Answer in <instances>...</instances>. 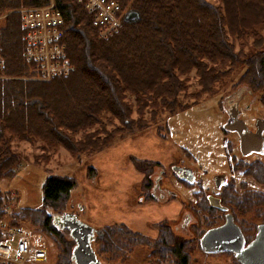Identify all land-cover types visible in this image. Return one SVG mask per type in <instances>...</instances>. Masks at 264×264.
<instances>
[{
	"label": "trees",
	"instance_id": "trees-1",
	"mask_svg": "<svg viewBox=\"0 0 264 264\" xmlns=\"http://www.w3.org/2000/svg\"><path fill=\"white\" fill-rule=\"evenodd\" d=\"M117 1L121 10H136L140 18L132 23L122 20L101 38L83 2L0 0V179L12 178L13 168L20 164V156L11 147L14 139L41 140L46 147L90 156L150 127L163 113L171 117L199 104L203 95L212 94L215 83L240 65L243 72L235 85L244 83L264 91L260 87L264 86V0ZM49 3L63 17L62 42L72 69L44 81L38 79L39 62L25 55L19 10ZM191 74L198 88L187 93ZM187 98L192 101L186 102ZM135 161L148 186L152 168L158 164ZM243 174L264 182L263 167L262 171L245 168ZM75 185L70 176L49 175L43 184L42 205L15 211L61 246L53 264H74L71 249L59 242L49 226V210L64 211ZM4 193L0 189V215ZM232 200L236 209L230 206L232 213L249 242L256 223L246 230L239 217L247 213L264 221V197L245 188ZM198 213L206 219L218 214L207 204ZM219 221H208V226ZM155 228L157 236L150 237L123 223L103 226L94 240L96 256L105 261L124 259L129 249L142 245L155 255L154 264L173 257L179 259L176 264H188V242L175 238L166 224ZM196 246L200 247L199 239Z\"/></svg>",
	"mask_w": 264,
	"mask_h": 264
},
{
	"label": "rangeland",
	"instance_id": "rangeland-1",
	"mask_svg": "<svg viewBox=\"0 0 264 264\" xmlns=\"http://www.w3.org/2000/svg\"><path fill=\"white\" fill-rule=\"evenodd\" d=\"M248 49L249 47H245V52ZM242 72L243 68L240 65L230 76L215 83L212 94L203 95L199 99V104L171 117L163 113L155 124H150V127L116 140L109 147L90 156L83 153L72 154L62 147H46L41 140L28 142L14 139L11 147L20 156L21 161L13 168L15 175L12 178L0 179V189L5 192L0 218L29 230L36 238L39 237L46 247L47 262L53 264L61 246L56 245L55 240H50L28 220L16 216L15 211L23 207L39 208L42 205L43 184L47 176L65 175L74 178L76 185L70 190L64 211L49 210L51 211L49 223L55 215L70 212L76 215L79 221L96 230L106 225L123 223L132 231L150 237L157 236L155 227L163 223L172 231L175 238L188 242L185 248L189 257L188 264H237L233 253L207 254L196 246L197 240L209 225V217L206 219V215L202 216L198 213L199 210L196 211L199 226L194 231L191 229L185 221L191 210L190 194L182 190L171 176L170 166L177 163L178 158L184 157L181 145L194 154L198 165L205 168L209 175L214 172V164L218 168L220 162L228 160L225 141L218 138L220 134L217 124L224 117L218 104L224 94L237 86L235 84ZM197 88L196 80L191 74L187 93ZM180 98H183L182 95ZM191 101V98L186 99V102ZM135 160L154 161L158 164L152 168L148 186L144 184L145 174L137 169ZM144 165L141 166L145 168ZM161 170L163 178L160 176ZM156 177L159 178L161 185L170 188L178 196L168 198L166 201L154 199L149 188ZM236 180L241 181L244 178L237 177ZM242 188L258 191L264 197V188L253 184H248L245 188L239 187L231 197L242 195L244 191ZM147 195L153 199L148 200ZM232 210L236 209L232 206ZM240 215L241 223L245 228L248 227L246 230L260 222L251 214ZM52 230L59 242L72 250L74 243L67 231L57 232L54 228ZM95 247L96 244L93 242V250ZM124 257L110 261L97 258L100 264H154L155 255L151 254L147 247L139 245L124 253ZM178 260L173 257L171 260L169 258L155 264H176Z\"/></svg>",
	"mask_w": 264,
	"mask_h": 264
},
{
	"label": "flooded vegetation",
	"instance_id": "flooded-vegetation-1",
	"mask_svg": "<svg viewBox=\"0 0 264 264\" xmlns=\"http://www.w3.org/2000/svg\"><path fill=\"white\" fill-rule=\"evenodd\" d=\"M260 87L264 86L260 85ZM218 105L220 112L224 114L223 120L217 124L220 134L218 138L220 141H225L229 155L228 160L220 162L218 168L214 164V172L209 175L204 170L205 168L198 165L194 154L181 145L185 158H178V162L170 166L171 176L182 190L184 189L190 194L191 210L185 221L188 222L193 231L199 226L196 211L206 208L207 204V206L218 212V214H211L212 218L209 215L208 221H219L220 218H222V221L205 228L202 235L208 229L222 225L225 222V216L231 214L234 223L240 228L244 236L243 227L235 219L230 207L233 205L231 194L237 192L239 187H248V184L264 188V182L257 183L243 174L245 168L258 171H262V167L264 168V91L262 89L253 90L247 87L246 84L239 83L220 98ZM249 133L256 134L257 139L241 148L242 136ZM223 165L224 168H222ZM173 167L176 168L175 171ZM162 174L161 170L160 176L163 178ZM204 177H207V179H204ZM237 177H243L244 180L237 181ZM159 178L156 177L149 188L154 199L166 201L168 198H176L178 196L176 192L161 185ZM262 180H264V175ZM242 190L244 189L242 188ZM192 218H195V220H192ZM51 220V224L49 223L51 229L54 228L56 231L66 230L63 226L62 214L55 215ZM261 223H264V221L256 223L255 233ZM247 243L245 240V244Z\"/></svg>",
	"mask_w": 264,
	"mask_h": 264
},
{
	"label": "built area",
	"instance_id": "built-area-1",
	"mask_svg": "<svg viewBox=\"0 0 264 264\" xmlns=\"http://www.w3.org/2000/svg\"><path fill=\"white\" fill-rule=\"evenodd\" d=\"M93 14L92 23L99 37H106L119 25L124 15L117 0H77ZM26 57L39 62V80L67 74L72 66L62 42L63 17L51 4L21 9ZM2 63L0 61V67ZM45 244L23 227L0 218V264H46Z\"/></svg>",
	"mask_w": 264,
	"mask_h": 264
},
{
	"label": "water",
	"instance_id": "water-1",
	"mask_svg": "<svg viewBox=\"0 0 264 264\" xmlns=\"http://www.w3.org/2000/svg\"><path fill=\"white\" fill-rule=\"evenodd\" d=\"M140 18L136 10H128L124 16L125 22H135ZM256 134H245L241 138V148L253 143ZM175 171L176 168L173 167ZM63 226L68 230L74 245L71 250V260L74 264H100L92 248L95 235L100 231L79 221L75 215L64 213ZM200 248L205 253L232 252L239 264H264V223L257 227L252 240L245 244L240 228L234 223L231 214L225 216V222L208 229L199 240Z\"/></svg>",
	"mask_w": 264,
	"mask_h": 264
}]
</instances>
